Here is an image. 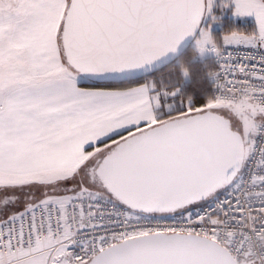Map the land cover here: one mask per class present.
I'll list each match as a JSON object with an SVG mask.
<instances>
[{"label":"snow or ice","instance_id":"1","mask_svg":"<svg viewBox=\"0 0 264 264\" xmlns=\"http://www.w3.org/2000/svg\"><path fill=\"white\" fill-rule=\"evenodd\" d=\"M229 10L256 27L215 37ZM185 37L264 94V0H0V264H224L198 237L246 161L198 138L205 99L138 79Z\"/></svg>","mask_w":264,"mask_h":264},{"label":"built area","instance_id":"2","mask_svg":"<svg viewBox=\"0 0 264 264\" xmlns=\"http://www.w3.org/2000/svg\"><path fill=\"white\" fill-rule=\"evenodd\" d=\"M215 65L211 78V98L215 102L236 104L243 100L256 103L262 111L263 119L257 124L254 137L243 170L236 176L237 199L243 207L241 213L230 214L227 218L215 216L210 225L217 230L212 235L201 233L200 236L212 239L225 246L239 264H264V208L257 207L264 203V167H257L260 149H264V94L257 87L237 84L236 90L226 88L217 70V55L207 49ZM239 216L236 219L235 216ZM27 233V229L25 228ZM46 240L47 238H41ZM31 249V245L28 246Z\"/></svg>","mask_w":264,"mask_h":264},{"label":"trees","instance_id":"3","mask_svg":"<svg viewBox=\"0 0 264 264\" xmlns=\"http://www.w3.org/2000/svg\"><path fill=\"white\" fill-rule=\"evenodd\" d=\"M229 13L232 14V10H229ZM255 26V22L250 18L235 20L228 17L221 20L211 33L219 38L227 31H251ZM197 54L202 53L191 43L174 62L151 75L139 78V81L143 83L145 80H155L158 84L163 82L170 87H179L185 101L202 102L205 99L209 104L211 102V76L215 65L209 58L196 61ZM184 74L188 75L187 79Z\"/></svg>","mask_w":264,"mask_h":264},{"label":"water","instance_id":"4","mask_svg":"<svg viewBox=\"0 0 264 264\" xmlns=\"http://www.w3.org/2000/svg\"><path fill=\"white\" fill-rule=\"evenodd\" d=\"M193 39L192 37H185V39L176 46L175 51L166 53L153 65L149 72L142 74L139 78L153 74L175 61L188 48ZM208 111V117L202 118L197 129V135L200 141L213 148L217 161L224 160L226 158L225 154H227L228 159L244 158L245 145L241 133L238 135L236 131H232L229 118L211 110ZM168 123H170V121ZM234 176L230 177L226 184L231 183ZM198 238L207 239L201 236ZM207 240L219 250L224 264H237L226 248L213 240Z\"/></svg>","mask_w":264,"mask_h":264},{"label":"rangeland","instance_id":"5","mask_svg":"<svg viewBox=\"0 0 264 264\" xmlns=\"http://www.w3.org/2000/svg\"><path fill=\"white\" fill-rule=\"evenodd\" d=\"M229 15V16H228ZM228 15H226L222 21L225 18H230L232 17L233 19L237 20V19H246V18H250L252 19V21L255 22V19L253 17H236L233 16L231 13H229ZM256 24V23H255ZM218 26V23H214L211 26V31L214 30L215 27ZM256 27V26H255ZM192 45L200 52V45L198 44L197 39H193L192 41ZM185 79L188 78L187 74H184ZM209 109L213 112L219 113L225 117H228L230 119V121H239L242 125V128L239 129L238 131L241 132V134L243 135L244 138V142H245V159L247 158L249 151H250V147L252 144V134L255 131L256 125L261 122V120L263 119L262 116V112L259 108V106L249 100H243L240 101L236 104H230V103H219V102H215L212 101L209 104ZM12 179V177H11ZM49 253H42V254H38V256L40 257H44V256H48ZM57 261H59L60 256L58 255L57 258H55Z\"/></svg>","mask_w":264,"mask_h":264},{"label":"crops","instance_id":"6","mask_svg":"<svg viewBox=\"0 0 264 264\" xmlns=\"http://www.w3.org/2000/svg\"><path fill=\"white\" fill-rule=\"evenodd\" d=\"M3 179H11L10 176H5V177H2ZM48 252L49 255H53L54 258H57L58 255H55L54 252H53V248L52 247H49L46 243L42 245L41 247V250L37 253L38 254H42V253H46ZM58 260V259H57Z\"/></svg>","mask_w":264,"mask_h":264}]
</instances>
